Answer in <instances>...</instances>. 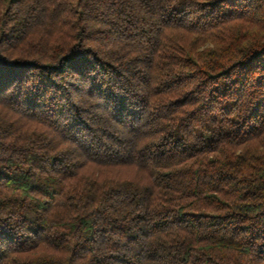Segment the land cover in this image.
<instances>
[{
  "label": "trees",
  "instance_id": "16d2710c",
  "mask_svg": "<svg viewBox=\"0 0 264 264\" xmlns=\"http://www.w3.org/2000/svg\"><path fill=\"white\" fill-rule=\"evenodd\" d=\"M0 264H264V0H0Z\"/></svg>",
  "mask_w": 264,
  "mask_h": 264
}]
</instances>
